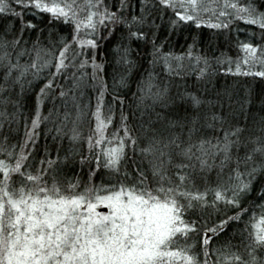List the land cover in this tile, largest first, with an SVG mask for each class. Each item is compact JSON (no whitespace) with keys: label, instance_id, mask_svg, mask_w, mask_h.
Listing matches in <instances>:
<instances>
[{"label":"snow or ice","instance_id":"1","mask_svg":"<svg viewBox=\"0 0 264 264\" xmlns=\"http://www.w3.org/2000/svg\"><path fill=\"white\" fill-rule=\"evenodd\" d=\"M0 264H264V0H0Z\"/></svg>","mask_w":264,"mask_h":264},{"label":"trees","instance_id":"2","mask_svg":"<svg viewBox=\"0 0 264 264\" xmlns=\"http://www.w3.org/2000/svg\"><path fill=\"white\" fill-rule=\"evenodd\" d=\"M208 35H209V30L205 29L204 30V36H203V39H204L205 43H207ZM178 43H179L180 46H182L184 44L183 39H181ZM180 46L176 47V49H175V51L178 54L181 52V47ZM229 54L232 55L233 57H235V55H236L235 52H232V53H229ZM187 79H188V83L190 85L193 82V80H194V76H189ZM233 79L234 78H232V77H224L223 75H219V76L216 77V81L218 83V86H220V87H223L226 82L230 84ZM43 143H44V141L42 139L41 140V145H43ZM49 144H51L50 141H49ZM54 155H55V153H53V156ZM235 242H238V238L236 240H234V243Z\"/></svg>","mask_w":264,"mask_h":264}]
</instances>
